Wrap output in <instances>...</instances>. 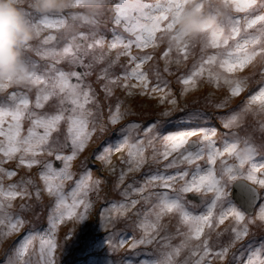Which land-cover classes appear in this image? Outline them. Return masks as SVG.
<instances>
[{
	"label": "snow or ice",
	"instance_id": "snow-or-ice-1",
	"mask_svg": "<svg viewBox=\"0 0 264 264\" xmlns=\"http://www.w3.org/2000/svg\"><path fill=\"white\" fill-rule=\"evenodd\" d=\"M187 3L23 5L36 59L29 86L0 80V264H57L96 217L112 264H264V0H220L223 18L200 0L199 51L181 36L161 46ZM201 90L203 106L182 103ZM240 170L247 215L224 206Z\"/></svg>",
	"mask_w": 264,
	"mask_h": 264
},
{
	"label": "rangeland",
	"instance_id": "rangeland-1",
	"mask_svg": "<svg viewBox=\"0 0 264 264\" xmlns=\"http://www.w3.org/2000/svg\"><path fill=\"white\" fill-rule=\"evenodd\" d=\"M14 4L16 7H18L26 16L23 5L25 4H31L32 5V0H13ZM200 2V0H188V3L185 5L184 12L182 15L185 16L192 11L195 6ZM208 3H210L213 6L216 7H221L220 5V0H208ZM33 10V8H32ZM34 11V10H33ZM221 12H222V17L223 15H228L230 13V9H223L221 7ZM208 14V7L206 4L205 9L202 11V15L207 17ZM184 16V17H185ZM183 17V18H184ZM28 19V17L26 16ZM177 20L174 29L172 31H166L161 34V46H165L169 43H175L173 41V36H179L177 34V29L179 26L180 21L183 19ZM69 31H74V29H69ZM187 39V38H186ZM194 44V51L198 52L200 47L204 44L205 41V35L203 33L198 34L194 38H190ZM36 44V37L35 39L31 42L30 46H34ZM29 47H27L23 51L22 55V60L24 64L26 65L27 69H30L31 62L32 60H35L36 57L34 53H32L29 50ZM172 59H175V56L172 57ZM259 62H264V60H260V58H257ZM249 69H245L243 73H240L241 76H251L252 71L254 70L249 66ZM14 86L16 87H26L29 86L28 80L25 78L23 80H17L13 81ZM202 92L197 91L190 93L182 103H187L189 108L193 107H201L203 106V99H202ZM199 100V104L193 103L194 101ZM146 103L150 106L154 102L149 100L146 101ZM146 111L151 112L154 111L151 107L147 108ZM224 111H227L225 109ZM248 122L251 123L252 119L251 117L248 118ZM195 121L192 120H184L182 122H174L171 125H166V127H171L174 128L175 131L181 132V131H187L188 129L186 127H182L181 124L184 125H192L195 124ZM181 129V130H179ZM256 141L257 143L260 142V138L257 135L256 136ZM120 160V155L119 154H114L113 155V162L116 163ZM239 178L227 186V191L229 193L228 197L225 200L224 206L225 207H233L232 204L234 205L235 208H237L240 212L243 214L247 215L251 213L254 209L251 207V209H245L242 207V204L240 205L239 200L234 197V186L237 183L244 182L248 186H251L254 188V186L250 185L247 180L245 179L246 172L244 170H240L238 173ZM256 202V201H255ZM254 202V203H255ZM253 204V203H251ZM247 205V207H249ZM71 227V226H70ZM61 229V228H60ZM64 230L63 233L60 231L59 235L62 237L65 232L68 231ZM37 252H38V245H37ZM38 258V256H37ZM113 262V255L111 252L110 247L108 246V235L104 231L103 225L99 220V217H96L95 219L93 218H87L85 220L80 221L77 225L75 230L71 234V238L65 240L62 245L60 246L59 249V255L57 258V264H112Z\"/></svg>",
	"mask_w": 264,
	"mask_h": 264
},
{
	"label": "clouds",
	"instance_id": "clouds-1",
	"mask_svg": "<svg viewBox=\"0 0 264 264\" xmlns=\"http://www.w3.org/2000/svg\"><path fill=\"white\" fill-rule=\"evenodd\" d=\"M71 3L72 0H32V8L42 14L62 13L70 10ZM206 19L194 8L180 21L177 34L183 38L196 37ZM34 39L29 20L13 0H0V80L26 78L28 69L22 55Z\"/></svg>",
	"mask_w": 264,
	"mask_h": 264
},
{
	"label": "bare ground",
	"instance_id": "bare-ground-1",
	"mask_svg": "<svg viewBox=\"0 0 264 264\" xmlns=\"http://www.w3.org/2000/svg\"><path fill=\"white\" fill-rule=\"evenodd\" d=\"M237 199L241 200L243 203L249 205L255 202L254 194L251 190H248L244 185H239L237 188ZM71 223L69 222L67 225H61L60 231L63 233L64 230L70 228ZM38 245V242H37Z\"/></svg>",
	"mask_w": 264,
	"mask_h": 264
},
{
	"label": "water",
	"instance_id": "water-1",
	"mask_svg": "<svg viewBox=\"0 0 264 264\" xmlns=\"http://www.w3.org/2000/svg\"><path fill=\"white\" fill-rule=\"evenodd\" d=\"M239 185H244L245 187L248 188V190H251V191L253 192V194H254V199H255L254 188H252L251 186H248V185H247L246 183H244V182L237 183V184L234 186L233 191H234V197H235V198H237V188H238ZM238 200H239V199H238ZM239 203H240V205H241V204H242V201L239 200ZM253 204H254V202H253ZM253 204H250V206L247 207V204L243 203V204H242V207H244L245 209H251V205H253Z\"/></svg>",
	"mask_w": 264,
	"mask_h": 264
},
{
	"label": "trees",
	"instance_id": "trees-1",
	"mask_svg": "<svg viewBox=\"0 0 264 264\" xmlns=\"http://www.w3.org/2000/svg\"><path fill=\"white\" fill-rule=\"evenodd\" d=\"M232 206L234 207V205L232 204Z\"/></svg>",
	"mask_w": 264,
	"mask_h": 264
}]
</instances>
